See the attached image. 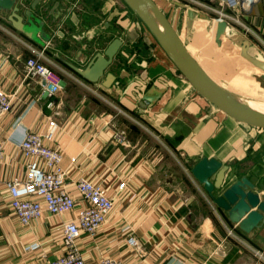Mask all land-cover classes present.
I'll return each instance as SVG.
<instances>
[{"label": "crops", "instance_id": "0c3cea01", "mask_svg": "<svg viewBox=\"0 0 264 264\" xmlns=\"http://www.w3.org/2000/svg\"><path fill=\"white\" fill-rule=\"evenodd\" d=\"M153 1L186 46L189 43L177 28L181 9L195 13V18L210 24L215 33L217 23L207 13L187 9L183 3ZM56 2L59 6L54 12L61 11L63 16L54 21L49 11ZM43 9L47 10L44 14ZM197 12L207 20L199 19ZM34 13L45 17L44 31L51 37L46 54L68 71L57 57L73 62L82 45L87 46L83 53H96L120 39L122 46L108 71L121 79L110 89H103L94 88L71 71L76 78L57 71L48 81L26 78L28 49L17 39L20 35L11 29L7 17L0 14V88L14 94L12 112L0 119V141L4 143L0 163V264H40L63 253L61 227L71 215L54 217L45 213L22 226L11 213L3 185L24 176L19 145L25 132L43 133L51 122L57 129L48 145L61 153L68 191L76 195L75 181L86 177L100 183L113 199V211L99 233L92 239L81 236L79 247L86 264H98L102 256L123 264H264L248 248L227 237L225 229L235 228L244 243L264 255V227L250 234L240 232L190 174L200 159L213 158L229 167L225 187L245 176L264 196V134L237 127L202 99L121 0H48ZM73 14L76 23L70 20ZM184 17L186 26H191L186 30L189 34L192 24ZM242 20L257 35L242 34L251 41L252 54L264 58V0L253 2ZM202 29L198 25L195 30L200 33ZM81 35L84 39L76 41L75 37ZM221 46L238 52L246 75L235 74L233 81L227 72L207 62L206 56L188 49L203 70L227 90L236 93L242 83L251 86L246 90H263L264 73L241 59L239 50L227 39H222ZM130 81L140 83L141 92L158 83L163 94L146 109L138 99L134 101L125 94ZM115 130L126 132L125 142L119 144L113 139ZM245 138L248 142L243 144ZM164 151L173 157L171 161ZM172 161L177 163L176 172H172L176 165ZM121 182L126 183L123 191L118 190ZM128 237L136 239L137 247L127 245ZM32 243H39L40 248L25 251Z\"/></svg>", "mask_w": 264, "mask_h": 264}, {"label": "water", "instance_id": "95a60500", "mask_svg": "<svg viewBox=\"0 0 264 264\" xmlns=\"http://www.w3.org/2000/svg\"><path fill=\"white\" fill-rule=\"evenodd\" d=\"M25 1L0 0V14L7 17V22L13 31L29 42L45 48L51 39L50 35L44 31L45 17H38L34 12L39 5L45 4L48 0H31L28 5ZM121 1L142 23L174 68L202 99L241 127L264 134V113L245 105L242 97L225 89L203 70L153 0ZM58 6V2L54 3L53 10L49 11L54 21L63 16L61 11L54 12ZM186 8L194 10L188 6ZM46 12V9L42 10V14ZM197 17L207 20L205 15L198 12ZM70 20L76 23L77 17L73 14ZM75 38L80 42L84 36ZM223 38L239 50L241 59L264 73V58L252 54L251 41L240 33L228 32L227 23L221 21L215 26V44L221 46ZM121 46V40L116 38L104 50L96 53H83L87 51V46L82 45L80 51L74 56L73 62L62 57L57 59L94 88L110 89L117 80L121 79L108 71ZM157 84L141 92L140 83L130 81L125 94L134 101L138 99L144 108H151L163 94L164 89ZM228 170L227 165H223L216 159L202 158L190 169V174L202 187L211 203L225 213L227 221L236 226L240 232L250 234L254 230L262 229L264 227V196H261V189L245 176L225 187Z\"/></svg>", "mask_w": 264, "mask_h": 264}, {"label": "built area", "instance_id": "2783aa9c", "mask_svg": "<svg viewBox=\"0 0 264 264\" xmlns=\"http://www.w3.org/2000/svg\"><path fill=\"white\" fill-rule=\"evenodd\" d=\"M167 1L183 3L194 10L203 11L209 15L213 23L226 22L228 32L257 36L242 20L243 13L257 0ZM17 39L28 49L29 53L25 61L26 78L40 77L42 80L48 81L56 71L76 78L70 71L49 57L44 48L33 46L21 36ZM261 43L263 42L261 41ZM82 84L103 102L111 104L96 89H92L83 82ZM13 96L14 94H9L0 88V119L12 112ZM48 106L51 107L52 103H48ZM116 110L128 117L120 109L116 108ZM56 129V124L51 122L43 133L25 132L19 145L25 163L24 176L3 183L4 190L9 197L12 215L22 226H28L31 222L41 219L45 213L54 217L71 215L67 221L62 223L61 227L62 255L55 259H44L40 264H86L83 252L79 247L81 236L84 235L92 239L99 233L113 211V199L100 183H94L86 177H80L75 181L76 195L68 191L66 172L61 167V153L48 145V142L53 139ZM112 137L121 144L125 142L126 132L115 130ZM3 157L4 143L0 141V163L3 161ZM125 187L126 183L121 182L118 190L123 191ZM212 209L216 210L214 206ZM225 229L227 237L245 246L256 258L264 261L263 253L244 243L235 234V228ZM126 243L130 248L137 247L134 237H128ZM39 248V243H32L26 247L25 251L34 252ZM98 264H123V262L119 259L102 256Z\"/></svg>", "mask_w": 264, "mask_h": 264}, {"label": "rangeland", "instance_id": "374dc122", "mask_svg": "<svg viewBox=\"0 0 264 264\" xmlns=\"http://www.w3.org/2000/svg\"><path fill=\"white\" fill-rule=\"evenodd\" d=\"M182 11H179L178 13L182 14L181 17L179 16V21H178V30L181 33V36L184 37V39L186 38L187 43L188 44V48L192 49L195 53V55L203 57L206 56V58L208 60H206L207 62L211 63L212 65H214L218 71L221 72H227V76H230L229 78L232 79L234 81L235 79V74L239 75V74H244L246 75V71L242 68V66L244 64H241L242 62L238 59V52H235V50L230 51H226L224 49L223 46H220L219 48L215 45L214 43V36H213V31H211V26L210 24H208L207 22H203L201 20H198L197 18H195V13H188L186 11H184L183 9H181ZM187 18L190 19V22L192 24V28H190V33L187 34V29H189L188 27L190 26H186L185 24V16ZM189 21V20H188ZM210 21V20H209ZM210 23V22H209ZM201 26L203 29V32L197 33L195 30L197 28V26ZM213 25V24H211ZM191 27V26H190ZM211 31V32H210ZM45 49V48H44ZM46 52V49H45ZM228 56V58H226V56ZM220 68V69H219ZM225 75V74H224ZM252 75V74H249ZM251 78V77H249ZM240 88V90L238 92H236L235 94L238 97H244L247 100H251L254 102H258V103H263L264 104V93L260 89L257 87H254V91H258V93H255L251 90H246V88H251V86L249 85H245V83H242L240 85H238ZM245 87V88H241ZM256 89V90H255ZM232 92V91H231ZM253 92V93H252ZM234 93V92H233ZM237 127H240L239 124H237ZM244 127V126H243ZM245 131H249L247 129L244 128ZM242 139V138H241ZM243 144H246V142H248V140L245 138L243 139ZM165 155H166V159L170 160L173 159V157L167 153L166 151H164ZM171 161V160H170ZM174 163V168L172 169V172H176L178 170L177 167V163L176 161H172ZM176 167V169H175Z\"/></svg>", "mask_w": 264, "mask_h": 264}, {"label": "bare ground", "instance_id": "6f19581e", "mask_svg": "<svg viewBox=\"0 0 264 264\" xmlns=\"http://www.w3.org/2000/svg\"><path fill=\"white\" fill-rule=\"evenodd\" d=\"M242 99H243L245 105H247L251 109H254L256 111L264 113V104L263 103H258V102H254V101H251V100H247L244 97H242Z\"/></svg>", "mask_w": 264, "mask_h": 264}]
</instances>
